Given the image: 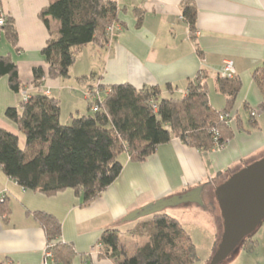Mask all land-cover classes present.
<instances>
[{
	"label": "crops",
	"instance_id": "crops-1",
	"mask_svg": "<svg viewBox=\"0 0 264 264\" xmlns=\"http://www.w3.org/2000/svg\"><path fill=\"white\" fill-rule=\"evenodd\" d=\"M53 1L0 0V10L14 21L18 34L14 46L0 30V57L16 64L24 86L22 92L15 93L8 76L0 77V128L18 137L22 134L19 126L7 118L6 111L20 108L25 92H36L34 69L47 68L42 51L57 35L60 24L43 19L41 13ZM187 1L196 8L195 30L183 17ZM120 9L119 23L106 47H84L68 78L45 77L41 91L59 100L62 124H70L63 119L67 114L71 121L90 114L81 112L80 107L85 101L90 104L86 95L92 87L106 90L128 83L138 90L159 87L163 97L181 98L189 82L202 71L209 75L210 107L221 111L226 98L217 91L216 79L223 77L226 60L234 62L236 76L242 82L232 116L241 117L243 109L250 114L252 107L259 109L261 96L253 74L264 62V0H125ZM138 12L142 14L140 24ZM85 52H90L96 62L76 71ZM82 77L90 78L80 81ZM170 85L173 92L168 90ZM63 101L67 103L66 114L62 112ZM257 118L253 127L242 120L241 130L235 123L234 136L223 149L199 150L175 138L159 146L143 163H134L123 153L120 176L88 206L71 189L53 196L25 190L0 167V185L9 211L4 213L0 208V264H43L47 238L35 216L37 212L60 221V240L72 245L77 253L74 264H118L102 253L100 239L106 230H133L144 218L129 217L161 200L182 196L189 200L166 208L163 213L168 215V210L181 213L187 209L180 208L202 209L207 203L215 207L218 187L264 158V112ZM180 222L183 226L191 223L184 218Z\"/></svg>",
	"mask_w": 264,
	"mask_h": 264
},
{
	"label": "trees",
	"instance_id": "trees-1",
	"mask_svg": "<svg viewBox=\"0 0 264 264\" xmlns=\"http://www.w3.org/2000/svg\"><path fill=\"white\" fill-rule=\"evenodd\" d=\"M120 11L114 0H54L42 11L43 19L51 18L60 24L57 35L42 51L47 68L34 69L36 92L29 100L22 101L20 108L6 111L7 118L25 135V147L20 146L17 135L0 128V167L25 190L53 196L71 189L88 206L120 176L123 153L132 162L143 163L159 146L175 138L204 151L223 149L233 138V126L221 116L232 115L242 82L237 76H219L216 88L225 96L226 107L212 110L209 75L205 71L189 82L187 93L181 98L163 97L159 87L138 90L128 83L109 86V93L95 102L98 112L92 111L90 103L92 114L72 118L71 124L61 123L60 102L41 91L43 78H68L84 47H106L110 42L108 29L119 23ZM137 16L140 24L142 14L138 12ZM183 17L195 30L196 8L190 1L184 4ZM1 30L16 46L17 30L8 16ZM3 76H8L15 93L23 91L18 68L10 58L0 57V77ZM253 78L261 96L259 110L264 112V62ZM97 88L104 93L101 87ZM168 90L173 92L174 88L170 85ZM235 123L241 130L239 115ZM5 204L6 201L0 203V208L8 213ZM35 216L46 233V249L53 254L51 264H74L77 253L72 245L60 240V221L43 212ZM100 246L104 256L118 264H195L198 258L196 245L182 223L163 212L144 218L126 233L106 230ZM242 247L249 252L255 249L248 238Z\"/></svg>",
	"mask_w": 264,
	"mask_h": 264
},
{
	"label": "water",
	"instance_id": "water-1",
	"mask_svg": "<svg viewBox=\"0 0 264 264\" xmlns=\"http://www.w3.org/2000/svg\"><path fill=\"white\" fill-rule=\"evenodd\" d=\"M216 198L223 218V234L210 264L224 262L264 220V158L243 168L218 187ZM186 196L161 200L133 213L128 220L162 213Z\"/></svg>",
	"mask_w": 264,
	"mask_h": 264
},
{
	"label": "rangeland",
	"instance_id": "rangeland-1",
	"mask_svg": "<svg viewBox=\"0 0 264 264\" xmlns=\"http://www.w3.org/2000/svg\"><path fill=\"white\" fill-rule=\"evenodd\" d=\"M93 62H96V60L92 61L90 52H85L81 62H78V64L75 66V70L80 71L84 68H87L86 65H89ZM88 103V101H85L80 107L82 108L81 112H84V114L93 113L92 111H88ZM66 104V101H63L62 112H64V114L68 112ZM250 110H257L258 112H261L257 107H252ZM240 115L242 120L246 121L250 127H253V125L249 122H255L254 120L258 119H252L250 111H245V109L240 111ZM63 119L70 120L68 121L70 124L72 122L71 117L68 114L67 116L65 115ZM19 141L20 146L24 148L26 144L25 135L21 134ZM180 209H187V211L173 213L171 210H168L169 215H174L173 217L179 219L180 221L184 218V220L187 222H191L185 223L184 227L196 245L198 258L195 264H210L212 260L211 257H213L215 253V244L216 242H220L223 234V218L218 201L215 204V207L214 204L207 203L202 209L199 207ZM248 239L254 242L255 249L253 251L249 252L240 246L224 262L220 264H264V220L248 237Z\"/></svg>",
	"mask_w": 264,
	"mask_h": 264
},
{
	"label": "built area",
	"instance_id": "built-area-1",
	"mask_svg": "<svg viewBox=\"0 0 264 264\" xmlns=\"http://www.w3.org/2000/svg\"><path fill=\"white\" fill-rule=\"evenodd\" d=\"M116 2V5L118 8H120V5L125 1V0H114ZM5 22H6V15L5 13H3L0 10V30L5 26ZM116 28V24L111 26L108 29L109 34H112L114 29ZM224 74L223 77L224 78H234L236 77V70H235V64L232 60H226L224 63ZM43 81H45V77L43 78ZM102 91H100V89L96 88V89H89V91L87 92V99L90 100V103L93 104L92 106V111L93 112H98L99 107L98 105L95 103L97 100L102 99ZM105 94L109 93V89H106L104 91ZM24 101H28L30 98V94L25 92L24 93ZM259 115V112L257 110H253L251 112V117L252 119H256ZM221 119H228V124L229 125H234L235 124V117L232 115H222ZM6 201V193L5 191L2 189L1 185H0V203H4ZM53 261V254L51 251H49L48 249L45 250V255H44V261L43 264H51V262Z\"/></svg>",
	"mask_w": 264,
	"mask_h": 264
}]
</instances>
